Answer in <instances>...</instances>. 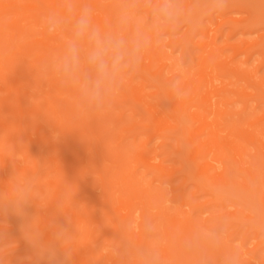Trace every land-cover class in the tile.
I'll return each mask as SVG.
<instances>
[{"label":"bare ground","instance_id":"bare-ground-1","mask_svg":"<svg viewBox=\"0 0 264 264\" xmlns=\"http://www.w3.org/2000/svg\"><path fill=\"white\" fill-rule=\"evenodd\" d=\"M86 2L93 6L96 21L111 27L125 0ZM61 3L0 0V190L4 197L11 198L18 185L36 176L30 200L34 223L44 229L45 240L50 238L45 227L50 216L69 229L72 264H122L126 239L131 236L138 245L145 242L146 218L158 226L154 242L161 245L170 264H195L196 257L183 249L180 239L198 227L221 225L223 240L208 253L216 264L227 251L238 253L240 264H264L260 251L264 246V112H256L264 104V76L257 78L256 71L240 68L233 58L221 59L225 46L234 50V57L243 54L245 62L264 53V32L258 41L251 37L264 25V13L255 12L245 1L228 0L223 12L205 15L216 29L203 23V13L198 14L169 42L182 57L188 45L198 47L196 56L188 50L193 66L179 70L158 43L146 52L139 71L114 103L102 114L88 115L71 91L40 71L62 47V37L49 35L43 27L44 17ZM238 10L248 17L246 13L240 20L228 16ZM227 23L228 38L238 34L249 38L216 44ZM215 30L218 34L208 38ZM196 33L206 36V41L194 40ZM223 75L236 83L228 79L229 84H223ZM137 77L141 82L135 81ZM175 79L185 93L179 100L168 88ZM242 81L245 87H237ZM228 91L242 103L238 120L220 109L228 105L222 100ZM17 154L23 159L18 160ZM27 160L28 166L18 167ZM137 166L151 180L145 182ZM95 189L100 194L95 195ZM106 206L110 212L103 209ZM4 231L0 226V233ZM259 237L257 245L250 244ZM238 241L251 247L242 252L234 245Z\"/></svg>","mask_w":264,"mask_h":264},{"label":"clouds","instance_id":"clouds-1","mask_svg":"<svg viewBox=\"0 0 264 264\" xmlns=\"http://www.w3.org/2000/svg\"><path fill=\"white\" fill-rule=\"evenodd\" d=\"M227 7L228 0H193L191 4L186 0H125L110 27L96 21L95 10L86 0H62L59 9L43 19L45 31L60 35L63 42L61 49L42 65L41 74L71 91L86 114H102L139 71L149 49L191 26L198 14L214 15ZM141 12L148 14L146 25L136 19ZM168 88L177 100L185 95L178 79L172 80ZM32 191L33 183L26 179L11 198L0 197V212L11 207L23 215L25 205L32 200ZM32 220L24 224L23 231L37 254L48 264H72L73 235L69 229L52 216L45 225L50 238L45 240L44 229L40 224L33 225ZM143 232V244L138 245L131 236L125 240L122 264H170L161 245L154 242L159 229L151 218L145 219ZM224 235L222 225L198 227L179 243L196 257L195 264H216L208 253L220 246ZM220 264H240L239 254L227 251Z\"/></svg>","mask_w":264,"mask_h":264},{"label":"rangeland","instance_id":"rangeland-1","mask_svg":"<svg viewBox=\"0 0 264 264\" xmlns=\"http://www.w3.org/2000/svg\"><path fill=\"white\" fill-rule=\"evenodd\" d=\"M242 1L249 3V6L254 8L253 10H255V8H256L255 12L264 13V12H262V11H264V4L261 5L259 3V0H242ZM257 4H258V7H256ZM238 11H236L235 13H228V14H230L228 16L232 17L234 19H238V20L244 19L246 17V14L248 17V13H246L242 10L239 11L240 13ZM203 18H204V19H202L203 23L205 21H206L205 23H207L208 25H209V23H211V22H209L208 19H206L207 15H206V18H205V15L203 16ZM136 19L141 24H147L148 23V16H147L146 12L139 13V15L136 17ZM221 19H225V17L223 16V18H221ZM219 21H220V19H219ZM207 24H206V26H207ZM210 25H213L214 28L216 29V24L214 25V23L213 24L211 23ZM213 26H208V27H210L209 29H211V27L213 28ZM223 27H222L223 28L222 30L224 32L223 33L224 36L221 37L219 35L220 36L219 37L217 35L218 33L216 34V30H215V33L214 32L213 33L211 32V34L208 33V38L210 36L213 37V36L217 35V38L215 39L216 44H222V43L230 44V43L235 42L236 40L249 38V36H250V35L242 36L241 34H238V35H234L232 38H228V35L230 33V23L223 25ZM261 28H264V25L259 26L258 30L256 32H254L253 34H251L252 39H254L253 41H258V37L260 36V33L262 34V32H264V30H262ZM257 32H258V34H256ZM177 36H179V34L178 35L176 33L171 34L167 38H165L164 40L160 41L159 44L164 45L165 53L170 58V61H171L170 63H173L174 66L177 67L179 70L186 71L188 68L193 66V62L189 58L190 56H188V54L191 53L192 55L196 56V54L200 53V49L198 47L197 48L193 47L194 48L193 49L191 47V44H190V45H188L189 49H188V46H187V49L189 51L192 49L191 52L188 53L189 51L186 50L187 54L185 53L182 57L181 51L178 50L177 47H173L172 45L169 44L170 39L175 38ZM255 36H257V37H255ZM205 37L206 36L200 35V33H196V37L194 40H198V42H200L202 40L203 42H205L207 39V37H206V39H205ZM251 37H250V39H251ZM235 44L238 47L241 46V44L238 42ZM173 50H174V52H172ZM192 51H193V53H192ZM183 58H184V60H183ZM231 58H233V62L235 64H238V66L240 68L249 69V70H252L254 72L256 71L257 72V74H256L257 78L264 76V53H261V52L257 53L254 55L252 60H250L249 62H245V56L243 54H241V55L239 54L236 57H234V50L232 48L225 46V49L223 51V55H222L221 59L229 60ZM228 79H230V78H228L224 75L221 77V80L224 82V83L222 82L223 84H227V83L229 84L230 81L232 83H236L235 78H231L230 81H228ZM135 81L141 82V79L139 77H137ZM215 83L217 84L216 81H215ZM218 83H220V82L218 81ZM238 84H236L237 87L238 86L239 87H242V86L245 87V85H246L243 81L241 83L239 82ZM230 86L228 85V87H230ZM230 88H228V89H230ZM232 88H235V87H232ZM250 89L251 88H249V91H250L249 94H253L252 89L251 90ZM224 96H225V98H223L222 100L226 101L228 103V105H226V106L220 105L221 111L227 110V111L233 113L234 115L232 116V119L238 120L237 114H240L242 112V108H243L241 101L238 100L237 96H236V98L234 97L235 94L232 91L231 92L230 91L225 92ZM251 110L254 111V103L253 102L251 103ZM259 111L264 112V104H261L260 108L258 110H256V112H258V113H259ZM130 114L131 113H129V115ZM137 120H139V119L137 118ZM170 135H175V134H170ZM142 138H145V136H142ZM128 140L130 141V139H128ZM252 153H253V151H252ZM23 156L24 155H22V154H17L15 157L18 160H22ZM26 165L28 166V160L25 163L19 164L18 167L22 169ZM137 167H136V171L140 173V176H142V178H144L145 182L151 180L150 175L147 174L146 171L144 172V169H141L139 167L137 168ZM98 168L100 169V171H103L102 170L103 167L101 165H99ZM142 178L140 177V180ZM29 179L32 181L33 185L36 184V181H37L36 176L30 177ZM154 184L156 185L158 183L156 182ZM95 190H96L94 192V194L96 193L95 195H98V193L100 194L99 189H95ZM4 196H5L4 192L0 190V197L5 198ZM200 202L203 203L204 200H200ZM30 205L31 204L29 201V203L27 205H25V207H24L23 215L17 214L13 209H11V207H9V209L8 208L5 209L3 212H0V226L5 228V231L0 233V264H2V263L3 264H23V263L30 264L31 262H33L31 264H48V262L45 258H41L37 254V251L35 250L33 245L25 238V235H24L23 226L27 221L33 219L32 223H33V225H36V223H34L35 217H34V214L32 211L33 207ZM258 205H259V203H257V208L260 207ZM107 207L108 206H106V208L104 207L103 209L110 212L109 207H108V209H107ZM50 217H52V216H50ZM138 221H139V219H138ZM136 232H137V230H136ZM260 233H262V231ZM238 237L241 240V238H240L241 236L239 235ZM254 240L255 239H253L252 242L249 241V242H251L250 244L257 245V243H259L261 241V237L257 238V240H255V241ZM250 244H249V246H248V244L242 245L241 241L234 243V245L237 248H239L240 251H242V250L246 251L247 248L251 247ZM261 248H262L260 250L261 254H262V256H264V246H262ZM21 254H22V256H21Z\"/></svg>","mask_w":264,"mask_h":264}]
</instances>
